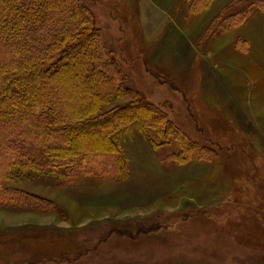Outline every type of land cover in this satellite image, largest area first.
<instances>
[{
	"label": "rangeland",
	"instance_id": "obj_1",
	"mask_svg": "<svg viewBox=\"0 0 264 264\" xmlns=\"http://www.w3.org/2000/svg\"><path fill=\"white\" fill-rule=\"evenodd\" d=\"M255 1L213 0L202 16L179 23L177 0H82L99 28L100 49L114 58L106 73L160 106L190 140L208 146L175 159L167 140L155 144L154 132L136 121L113 133L127 160L121 170L88 169L66 180L12 174L2 187L41 197L52 205L40 208L60 211L44 213L32 202L28 209L15 207L0 196V250L18 247L16 232L29 229L40 249L54 246L55 259L37 264H264V53L247 60L236 43L238 25L218 30ZM251 8L248 18L264 14ZM187 20L191 38L188 28L182 31ZM180 39L185 45H177ZM209 45L216 47L212 55ZM215 85L244 86L247 93L234 96H243L237 103L245 112L222 107L224 100L209 93ZM131 100L114 99L102 112ZM234 118L243 119L251 139L228 128ZM90 131L102 132L90 128L82 135ZM90 143L80 150L94 152ZM86 161L111 165L107 156Z\"/></svg>",
	"mask_w": 264,
	"mask_h": 264
},
{
	"label": "trees",
	"instance_id": "obj_2",
	"mask_svg": "<svg viewBox=\"0 0 264 264\" xmlns=\"http://www.w3.org/2000/svg\"><path fill=\"white\" fill-rule=\"evenodd\" d=\"M211 1L184 0L188 14L201 12ZM254 4L264 13V0H257L235 12L236 16L218 30H227L233 23L240 25L252 13ZM99 37L95 18L82 0H0V196L8 204L28 209L32 202L41 212H59L56 207L40 208L52 202L4 188L2 182L12 180L15 173L17 177L35 174L66 180L88 169L121 170L127 160L113 133L132 122L153 131L155 144L167 140V149L173 150L170 152L175 159L196 155L197 150L208 146L204 141L190 140L160 106L143 99L142 93L131 87L123 89L115 76L106 73L104 69L115 63L109 49H100ZM236 43L241 50L248 49L242 40L236 38ZM167 83L177 89L174 82ZM124 96L132 102L102 112L104 106ZM90 128L102 132L82 135ZM84 143L93 145L94 152L80 150ZM103 156L111 159L110 167L85 164ZM21 232H16L22 242L18 247L0 250V264H37L55 259L53 245L48 250L40 249L34 243L38 235L29 229L24 235Z\"/></svg>",
	"mask_w": 264,
	"mask_h": 264
},
{
	"label": "crops",
	"instance_id": "obj_3",
	"mask_svg": "<svg viewBox=\"0 0 264 264\" xmlns=\"http://www.w3.org/2000/svg\"><path fill=\"white\" fill-rule=\"evenodd\" d=\"M177 1L179 2V7H182L181 10L179 11L180 12V16H181V20H179V23H180V21L181 22L182 21H186V19H189L190 17H193V19H196L199 14L201 16L203 15V13H202L203 11L199 12L197 14H188L187 5L184 2V0H177ZM179 7H174L173 8V12H176ZM247 25H248L249 29H246ZM252 25L254 26V29H252ZM189 26H190V28H189ZM182 28H183L182 31L185 30L186 28H188L189 29L190 38L193 37V35L191 34L192 31L194 30L192 22H189L187 20V24L184 23L182 25ZM236 28H237L236 30L238 32V37H237L238 40L239 39L240 40H242V39L245 40L246 39L247 43L249 44V46H250L249 39L251 41H254V43H255L254 45L251 44L250 47L248 46V49L246 51L241 50V54H242L243 57H245V59L249 60L252 56H260V55H262L264 53V14L258 13V16H257L256 19H255L254 15H251L248 19H246L244 22H242ZM256 29H260V31H256ZM201 30H204V27H203L202 22L200 21V24L198 26V31L201 32ZM226 31L231 32L232 30H226ZM179 44H184V42L181 43V39H180L178 41L177 45H179ZM215 48L216 47L214 45H209L207 47V49H205V50L209 51V55H212L214 53V51H215L214 50ZM203 60L206 61V59H204V58H203ZM260 75H264V72L261 73ZM206 88H207L206 85L203 84V87L201 88V90L203 89L202 91L204 93H206ZM227 88L228 89H223V88L220 89L218 86L215 85L214 87L211 88V90H209V93L214 92L216 94L215 98L224 100L221 103L222 107L229 108L231 106H235L240 111H244V109L240 108L238 103H237V101L240 98H243V96L242 95H240L238 97L234 96V93L236 92V90H239L240 94H242L243 92L247 93L246 90H243L244 86L242 88H236V90L233 89V86H229ZM220 109L222 110V108H220ZM231 114H232V111H231ZM220 115H222V114H220ZM234 119H235L236 123L233 120V122H232L233 125H232L231 122L228 121L231 124V125L228 126V128L233 126L234 130L237 131L238 135L241 134L242 136H248L247 139H251L249 137V135L247 134V132H246V134L243 133L245 130L240 125V123H241V121H243V119H237V118H234ZM228 122H226V124ZM248 178H249V173H248Z\"/></svg>",
	"mask_w": 264,
	"mask_h": 264
}]
</instances>
